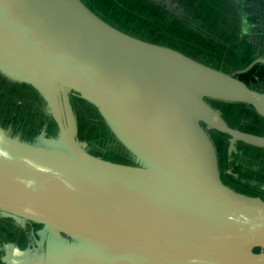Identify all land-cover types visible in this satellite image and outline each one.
<instances>
[{
  "label": "water",
  "instance_id": "water-1",
  "mask_svg": "<svg viewBox=\"0 0 264 264\" xmlns=\"http://www.w3.org/2000/svg\"><path fill=\"white\" fill-rule=\"evenodd\" d=\"M0 75L31 86L57 126L37 133L51 142L42 147L0 124V216L41 225L31 264H264V199L222 180L210 130L227 136V153L264 148V135L230 126L209 102L264 118V90L82 0H0ZM70 95L134 163L86 150Z\"/></svg>",
  "mask_w": 264,
  "mask_h": 264
},
{
  "label": "rangeland",
  "instance_id": "rangeland-1",
  "mask_svg": "<svg viewBox=\"0 0 264 264\" xmlns=\"http://www.w3.org/2000/svg\"><path fill=\"white\" fill-rule=\"evenodd\" d=\"M82 1L89 8L91 6V10L98 11L96 13H99V16L106 21L118 24L120 27H127L125 31L129 34L152 42H164L163 44L173 47L195 60L220 69L223 72L236 75L239 70L246 67L256 57L260 56L264 59V30L262 31L264 20H262L261 16L263 8H260V6L252 8L250 3H255L253 0H236V7L239 11H236L237 8L235 6L233 8L231 0H193L191 5H196L193 13L182 12L179 15L173 13L177 16L176 19H179L181 22L164 24L157 23L156 19L151 24L156 23L157 26H148L142 20H139V15L137 19L128 20L130 15L126 10H123V12H121L122 10H118L114 14L111 9L112 6L104 0H88L89 3L86 0ZM128 1V4L136 11L140 0H136L137 4L132 3V0ZM92 6L96 7L97 10ZM191 9V6L184 8L186 12ZM163 11V14L166 13L167 16L171 15L167 11ZM163 14L160 17H163ZM133 15L136 14L133 13ZM142 16L147 21L148 19L153 20L154 17L152 14L148 16L142 14ZM238 19H240V23ZM126 23L127 25H125ZM255 74L260 75V73ZM4 79L8 81L7 78L0 75V83ZM248 80L251 81L252 78L249 77ZM262 82L263 79H260V83ZM10 84L11 86H9ZM8 86L12 90H7ZM3 89L5 90L0 92V124L3 127L9 128L10 135L19 137L18 140L20 141L36 146L49 147L50 141H46L42 137L38 139L35 137L41 129H45L44 136L51 137L56 134V122L45 110V103L42 98L33 88L34 91L21 83L18 85V82L15 81L3 84ZM69 99L71 108L76 114L77 135L87 142L86 150L113 162L132 164L131 162L133 161L128 159L126 150L121 147V144L110 132H108V137L111 141L108 144L106 142L98 144L99 135H93V132L98 127L97 124L100 128L103 127L102 125L100 126L101 123H98L96 113H92L94 116L89 114L92 111L90 109L92 105L86 103V106H84L82 101L85 100L75 95H70ZM211 101L214 100H209L210 104ZM215 102L217 104L213 107L225 116L224 118L227 123L232 127L240 124L238 116H244V114L249 112V108L246 106L241 107L233 104L231 107L219 101ZM26 111L28 112L26 113ZM242 118L251 123L247 115ZM255 127L259 128L258 130L264 134V123ZM210 136L214 144V139L218 142V146L215 144L217 155L219 154L217 158L219 160L225 159L227 144L224 141L227 142V137L220 136L216 131L211 130ZM235 154V156L231 157L230 162L231 164L234 161L235 164L241 163L239 173L245 178L248 177V179L253 180L255 183H263L262 179L259 178H264V175H259L261 167L264 164L261 161V155H254L249 152V155L243 154L241 158L240 154ZM232 166L234 167L233 164ZM235 186L238 190L241 188L240 191L242 192L253 194L255 191L246 184L237 183ZM261 195L264 196V190ZM0 220H4L2 224H8L14 228L13 232L17 239L16 243L2 242L4 239L10 238L9 231L6 230V234L0 232V264H11L12 262L14 264H31L32 261H35V255V257L27 258V254L38 251L40 237L38 229L41 228V225L27 221L20 226L12 219H6L1 216ZM11 244H13L12 247ZM33 257L34 259L32 260ZM48 259V264H54V262L58 261L57 257L50 256Z\"/></svg>",
  "mask_w": 264,
  "mask_h": 264
},
{
  "label": "trees",
  "instance_id": "trees-1",
  "mask_svg": "<svg viewBox=\"0 0 264 264\" xmlns=\"http://www.w3.org/2000/svg\"><path fill=\"white\" fill-rule=\"evenodd\" d=\"M86 1L89 3L88 0H86ZM104 1L108 2V4H110L112 6L111 9H112L114 14L116 12H118V10H122L121 12H123V10H126L127 13H129V15H130L128 20L137 19L138 15H139V20H142V22L146 23L148 26L149 25L150 26H157L156 23L151 24L156 19H157V23H164V24H176V23H178V21L181 22L179 19H176L177 16L174 15V14L179 15L182 12L193 13L194 12V7L196 6L195 4L191 5V2L193 0H140L139 1L140 2L139 5L137 4L136 0H132V3L134 2L138 6L136 11H135V10H133V7H131L130 4H128L129 3L128 0H104ZM231 2L233 3V8H234V0H231ZM261 4H263V0H260V6H261ZM189 6H191V8H192L191 10L192 11L191 10L190 11L187 10V12H186L184 10V8L185 7H189ZM92 7H94V6H92ZM90 8H91V6H90ZM94 8L97 10L96 7H94ZM163 10L167 11L171 15L167 16L166 13L163 14V12H164ZM93 11L94 12H98V11H95V10H93ZM133 13H135L136 15H133ZM142 14L147 15V16L150 15V14L154 15L153 20H149L148 19V21H147L146 18H143ZM162 14H163V17H160ZM98 15H100V14L98 13ZM238 20H239V23H240V19H238ZM235 21H237V20L235 19ZM113 25H115L116 27L122 29L123 31L127 30V29H125L127 27H125V28L124 27H120L118 24L117 25L113 24ZM125 25H127V23ZM163 28H166V27H163ZM237 28H238V23H237ZM166 29H170V28H166ZM263 30H264V28L262 29V31ZM157 31H160V30H157ZM153 33H155V32H153ZM142 39H145V38H142ZM157 43H159V42H157ZM163 43H161V44H163ZM255 73H260V75L255 74ZM236 76H238V78L243 80L247 85H249V86H251V87H253L255 89H258V90H264V63L263 62L255 63L249 69L237 73ZM249 77H251L253 81L252 80L249 81L248 80ZM258 78H260L261 80L263 79V82L260 83V79L258 80ZM4 80H2V83H0V92L5 90V89H3V84H9V80L8 81L6 79H4ZM19 84L20 83H18V85ZM21 84L24 85V86L29 87L30 89H32L29 85H26V84H23V83H21ZM9 86H11V84ZM9 86H8L7 90H12V88L9 87ZM75 99H76V97H75ZM77 99H79V98H77ZM79 100H81V99H79ZM86 103L87 102L82 101V104L84 106H86ZM221 103H224L227 106L229 105L231 107L233 106V104H236V105H239L241 107L246 106L247 108H249V112H247L244 116L247 115L248 118H249L248 120H250L251 123H245L244 120H241V121L239 120L240 124L237 127L242 129V130H245V131L254 132V133H258V134H263L260 130H258L259 128L255 127V126L264 123V118H261L258 115H256L253 112V110L251 109V107H249L247 105H244L242 103H229V102H221ZM90 109L92 111L89 114L93 115L92 113H94V114L96 113L97 121H98V123H101L100 126L102 125V127H103V128H100L99 125L97 124L98 127L96 128L95 132H93V135H99V141H97L98 144L103 143V142H106V144H108L111 141L109 139V137H108L109 130L107 129V127L105 126V124L101 120V116L98 114L96 109L93 106L90 107ZM27 112L28 111H26V113ZM251 114H252V116H251ZM255 121L257 122V124H256ZM217 134H219L220 136H226V135L221 134L219 132H217ZM224 143L227 144V142H225V141H224ZM226 148H227V145H226ZM233 149H235L236 151L232 150L230 153H227V150L225 149V159L227 157H229V156H235L236 155L235 153L240 154V156H242L243 154L244 155H249L248 153L251 152L254 155H261V157H262L261 161L264 162V148H257V147L245 145V144H243L241 142H237V144L235 145V148L233 147ZM234 162L232 164L234 166H237L236 168L239 171V168L241 167V163L235 164ZM252 169L254 170V168H252ZM260 172L261 173H259V174L264 175V164L262 165ZM240 175H242V174L240 173ZM245 183L247 184V182H245ZM4 218L8 219V217H4Z\"/></svg>",
  "mask_w": 264,
  "mask_h": 264
},
{
  "label": "flooded vegetation",
  "instance_id": "flooded-vegetation-1",
  "mask_svg": "<svg viewBox=\"0 0 264 264\" xmlns=\"http://www.w3.org/2000/svg\"><path fill=\"white\" fill-rule=\"evenodd\" d=\"M243 1V0H242ZM253 2H255V3H250L251 4V7L252 8H254V7H257L258 8V6H260V0H253ZM254 4H256V5H254ZM234 6H235V8H237L236 7V0H234ZM261 7H263V11H264V0H263V4H261V6H260V8ZM238 10V8L236 9V11ZM239 11V10H238ZM239 14H241V13H239ZM262 20H264V12H262ZM211 104H212V106H215L217 103L215 102V101H211ZM221 113V112H220ZM245 115V114H244ZM224 116V115H223ZM225 117V116H224ZM239 117V120L241 121V120H244L245 121V123H248L247 122V120H245L244 118H242V117H245V116H243V115H241V116H238ZM262 118V117H261ZM238 125H234V127H236V128H238L237 127ZM240 129V128H239ZM242 130V129H241ZM249 132V131H248ZM254 133V132H253ZM258 134V133H257ZM261 135H264V134H261ZM215 140V144L218 146V142H217V140L216 139H214ZM217 156H219V154L217 155ZM238 156V155H237ZM231 157L232 156H229V157H227L226 159H218V166H219V171H220V176H221V178H222V180L225 182V183H227V184H229L231 187H233L234 189H237V187L235 186L237 183L239 184H246L245 182H248L246 185L248 186V187H250L251 189H253V190H255L254 191V193L252 194V193H249V192H245V193H248V194H252V195H258V196H260V197H262L263 199H264V196L263 195H261L262 194V192H263V190H264V178L262 177H259L260 179H262V181H263V183H255L253 180H251V179H248V177H244V176H242V175H240V173H239V171L236 169V167L234 166H232V164H231V162H230V160H231ZM239 157V156H238ZM241 158H242V156H241ZM227 162H228V164H227ZM224 165H226V167H224ZM259 175H262V174H259ZM241 189V188H240ZM239 189V190H240ZM238 190V189H237ZM4 220H0V232H4L5 233V231L6 230H8L9 231V239H2L3 241L2 242H7V243H12V242H17V239H16V235L14 234V232H13V230H14V228L13 227H11L10 225H8V224H2V222H3ZM11 227V228H10ZM6 234V233H5ZM9 241V242H8ZM11 249V248H10ZM260 249H257L256 251H259ZM36 254H38V251H34V252H30L29 254H27V258H29V257H32V256H34V255H36Z\"/></svg>",
  "mask_w": 264,
  "mask_h": 264
}]
</instances>
